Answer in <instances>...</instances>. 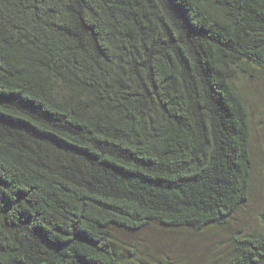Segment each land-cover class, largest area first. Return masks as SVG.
Returning a JSON list of instances; mask_svg holds the SVG:
<instances>
[{
  "label": "trees",
  "instance_id": "16d2710c",
  "mask_svg": "<svg viewBox=\"0 0 264 264\" xmlns=\"http://www.w3.org/2000/svg\"><path fill=\"white\" fill-rule=\"evenodd\" d=\"M240 77L264 78V0H0V264H169L124 235L230 227ZM227 245L210 264H264L263 229Z\"/></svg>",
  "mask_w": 264,
  "mask_h": 264
},
{
  "label": "rangeland",
  "instance_id": "374dc122",
  "mask_svg": "<svg viewBox=\"0 0 264 264\" xmlns=\"http://www.w3.org/2000/svg\"><path fill=\"white\" fill-rule=\"evenodd\" d=\"M236 85L251 111L254 158L251 200L228 228L214 227L199 233L153 225L124 235L127 244H136L140 252L152 259L163 258L169 264H210L228 251L227 239L233 230H264V78L248 81L240 77Z\"/></svg>",
  "mask_w": 264,
  "mask_h": 264
}]
</instances>
